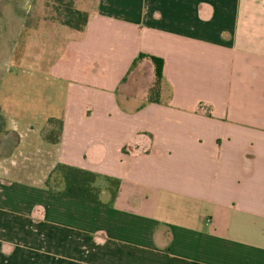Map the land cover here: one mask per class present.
I'll use <instances>...</instances> for the list:
<instances>
[{
    "label": "crops",
    "instance_id": "crops-1",
    "mask_svg": "<svg viewBox=\"0 0 264 264\" xmlns=\"http://www.w3.org/2000/svg\"><path fill=\"white\" fill-rule=\"evenodd\" d=\"M108 1L58 68L61 124L0 139V264H264V0ZM59 164L103 204L50 189Z\"/></svg>",
    "mask_w": 264,
    "mask_h": 264
},
{
    "label": "rangeland",
    "instance_id": "rangeland-1",
    "mask_svg": "<svg viewBox=\"0 0 264 264\" xmlns=\"http://www.w3.org/2000/svg\"><path fill=\"white\" fill-rule=\"evenodd\" d=\"M104 1L73 0L75 8L92 15ZM108 4L121 13L117 0ZM63 9L55 0H0V113L8 128H19L17 122L46 126L67 115L75 81L58 68L81 33L63 23ZM54 126L62 135L63 128Z\"/></svg>",
    "mask_w": 264,
    "mask_h": 264
},
{
    "label": "trees",
    "instance_id": "trees-1",
    "mask_svg": "<svg viewBox=\"0 0 264 264\" xmlns=\"http://www.w3.org/2000/svg\"><path fill=\"white\" fill-rule=\"evenodd\" d=\"M61 6H63V12L65 14L63 23L76 30H84L88 20L89 13L74 7L73 0H55ZM58 8H60L58 6ZM149 57L155 66V82L150 89V101H157L161 95V89L164 78V65L165 61L161 57L155 55H147L141 53L134 61L131 69L136 66L140 59ZM126 79V78H125ZM59 122L60 119H51V122ZM7 123L3 114L0 113V139L9 131L6 128ZM1 156V154H0ZM55 176V177H54ZM99 175L95 172L74 167L67 164H59L53 170L51 175L46 180L47 186L52 189L53 186L61 187L59 193L81 199L87 202L103 204L100 199L101 189L96 185ZM119 184V181H114L115 187ZM116 196V188L112 192V197Z\"/></svg>",
    "mask_w": 264,
    "mask_h": 264
}]
</instances>
